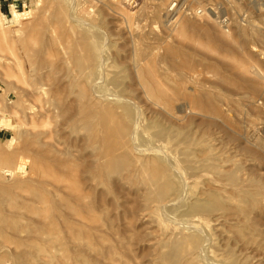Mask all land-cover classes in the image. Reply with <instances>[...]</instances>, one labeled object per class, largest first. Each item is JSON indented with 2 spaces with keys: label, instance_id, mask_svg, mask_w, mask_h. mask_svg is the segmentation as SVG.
<instances>
[{
  "label": "rangeland",
  "instance_id": "rangeland-1",
  "mask_svg": "<svg viewBox=\"0 0 264 264\" xmlns=\"http://www.w3.org/2000/svg\"><path fill=\"white\" fill-rule=\"evenodd\" d=\"M1 2L0 264H264V0Z\"/></svg>",
  "mask_w": 264,
  "mask_h": 264
},
{
  "label": "bare ground",
  "instance_id": "bare-ground-1",
  "mask_svg": "<svg viewBox=\"0 0 264 264\" xmlns=\"http://www.w3.org/2000/svg\"><path fill=\"white\" fill-rule=\"evenodd\" d=\"M52 8V7H51ZM14 11H16V10H14ZM170 11V10H169ZM83 14V13H82ZM87 15V14H86ZM171 15V14H170ZM67 32V31H66ZM88 44V43H87ZM89 47H90V45H89ZM89 49V48H88ZM91 53V52H90ZM54 55V54H53ZM74 55V54H73ZM100 58V57H99ZM65 60V59H64ZM41 70V69H40ZM60 91V90H59ZM61 92V94H62V91H60ZM58 94V93H57ZM82 94V93H81ZM55 97H56V95H55ZM65 97V96H64ZM63 97V98H64ZM60 98H61V96H60ZM83 99V98H82ZM57 100V99H56ZM64 100V99H63ZM59 101H61L60 99H59ZM56 103H57V101H55ZM64 102H66L65 100H64ZM63 102V103H64ZM73 102H76V100H74ZM80 102V101H79ZM60 103V102H59ZM70 103V102H69ZM72 103V102H71ZM62 104V103H61ZM66 104V103H65ZM72 104H75V103H72ZM88 104V103H87ZM92 104V103H91ZM58 105V104H57ZM67 105V104H66ZM65 105V106H66ZM81 105V104H80ZM83 105V104H82ZM62 106V105H61ZM68 106H69V104H68ZM87 106V105H86ZM88 106H90V105H88ZM71 107V106H70ZM72 107H75L74 105L72 106ZM71 107V108H72ZM95 107V106H94ZM93 107H91L90 109H92ZM89 109V110H90ZM69 110H70V108H69ZM84 110H85V108H84ZM88 110V111H89ZM86 111H87V107H86ZM85 111V112H86ZM80 113H81V111H80ZM87 113V112H86ZM88 114H89V112H88ZM81 116H82V114H81ZM89 116V115H88ZM90 117V116H89ZM117 117H119V116H117V113L116 112H114V110H113V112L111 111V113H110V119L109 120H106V125H107V128L109 129V131L110 132H113V133H116V134H118L119 136H120V134L121 133H118V132H120V131H118L119 129H118V126H117V124L119 123V121H118V119H117ZM82 118H84L85 119V117L83 116ZM86 118H88V117H86ZM91 118H96V117H91ZM119 118H121V117H119ZM81 119V118H80ZM89 119V118H88ZM90 120H92V119H90ZM90 120H88V121H90ZM96 120V119H95ZM88 121H86L85 120V122H88ZM85 122H83V123H85ZM94 122H96L97 123V121H94ZM94 122L92 123V124H94ZM89 123H91V122H89ZM89 123H87V124H89ZM86 124V123H85ZM86 124V125H87ZM123 124V123H122ZM86 125H85V127H86ZM95 125V124H94ZM92 126V125H91ZM100 126V125H99ZM88 127H89V125H88ZM96 127H98V125L96 124ZM91 128H93V126L91 127ZM87 129L88 131L89 130H91L92 132H93V130H95V129ZM95 128V127H94ZM99 128V127H98ZM108 129H106V131L108 130ZM121 129V128H120ZM96 131H97V129H96ZM100 131V130H99ZM103 131V130H102ZM97 133V132H96ZM100 133H101V131H100ZM106 133V132H105ZM93 134V133H92ZM102 134V133H101ZM109 134H111V133H109ZM94 135H95V133H94ZM97 135V134H96ZM108 135V134H107ZM114 135V134H113ZM122 135V134H121ZM125 136H126V133L124 134ZM124 135H122V136H124ZM99 136V133H98V135L96 136V137H98ZM119 136H117V137H119ZM92 137V136H91ZM103 137V136H102ZM106 137V136H105ZM95 138V137H94ZM107 138V137H106ZM112 138H114V137H112ZM115 138H116V136H115ZM121 138V137H120ZM100 139V138H99ZM105 139V138H104ZM108 139V138H107ZM95 140V139H94ZM106 140V139H105ZM109 140V139H108ZM107 141V140H106ZM115 142V141H114ZM123 145H125V144H123ZM110 146V145H109ZM112 146V145H111ZM126 147V146H125ZM125 147H123V148H125ZM68 148V147H67ZM107 148V147H106ZM110 149V148H109ZM107 151V150H106ZM28 153V152H27ZM102 153V152H101ZM119 153V152H118ZM108 155L110 156V153L109 152H106L105 154H104V158H103V160L106 158V156L108 157ZM114 155V154H113ZM114 157V156H113ZM116 158V157H115ZM107 160V159H106ZM111 161V160H110ZM62 162V161H61ZM66 162V161H65ZM104 162V161H103ZM107 162V161H106ZM105 162V163H106ZM109 162V161H108ZM114 161H112V163H113ZM111 162H109V166L111 165L110 164ZM116 165V164H115ZM138 165V164H137ZM156 177V176H155ZM154 177V178H155ZM102 178V177H101ZM36 182V181H35ZM40 183V182H39ZM40 190V189H39ZM13 193V192H12ZM11 194V193H10ZM43 219V218H42ZM92 254V253H91Z\"/></svg>",
  "mask_w": 264,
  "mask_h": 264
},
{
  "label": "built area",
  "instance_id": "built-area-1",
  "mask_svg": "<svg viewBox=\"0 0 264 264\" xmlns=\"http://www.w3.org/2000/svg\"><path fill=\"white\" fill-rule=\"evenodd\" d=\"M2 0H0V6L2 4L1 2ZM3 2L8 6L9 9H12L13 7L14 8H17V6L15 5V0H12V2L10 0H3ZM26 3L25 2H22V5L24 6Z\"/></svg>",
  "mask_w": 264,
  "mask_h": 264
},
{
  "label": "crops",
  "instance_id": "crops-1",
  "mask_svg": "<svg viewBox=\"0 0 264 264\" xmlns=\"http://www.w3.org/2000/svg\"><path fill=\"white\" fill-rule=\"evenodd\" d=\"M3 7L1 6V9H2Z\"/></svg>",
  "mask_w": 264,
  "mask_h": 264
}]
</instances>
